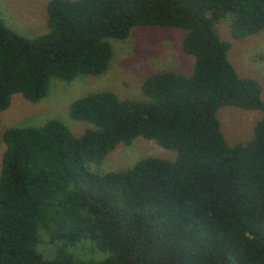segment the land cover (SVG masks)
Listing matches in <instances>:
<instances>
[{
	"label": "trees",
	"instance_id": "1",
	"mask_svg": "<svg viewBox=\"0 0 264 264\" xmlns=\"http://www.w3.org/2000/svg\"><path fill=\"white\" fill-rule=\"evenodd\" d=\"M47 31L28 36L0 14V111L15 94L37 102L51 79L107 71L113 39L136 26L186 31L190 73L161 70L145 98L113 91L76 98L62 120L1 133L0 264H264V117L230 144L217 112H264L263 84L241 75L216 23L264 30V0H49ZM143 136L177 152L97 173L120 143Z\"/></svg>",
	"mask_w": 264,
	"mask_h": 264
},
{
	"label": "rangeland",
	"instance_id": "2",
	"mask_svg": "<svg viewBox=\"0 0 264 264\" xmlns=\"http://www.w3.org/2000/svg\"><path fill=\"white\" fill-rule=\"evenodd\" d=\"M49 0H0V14L6 23L21 33L34 36L47 31ZM229 18L216 23L220 37L229 44V58L243 76L258 78L264 88V30L246 38H236L231 32ZM184 30L159 26H136L124 40L113 39L114 56L106 72L80 75L72 81L53 77L48 94L37 102L15 94L6 110L0 111V165L5 143L1 133L12 126L40 125L51 118L64 121L79 135L92 126L70 115L73 100L91 92L113 91L121 98H145L141 86L146 77L161 70L190 73L194 57L183 49ZM264 100V89L262 93ZM221 128L230 144L247 142L254 133L261 110H246L223 106L217 112ZM148 156L175 159L177 152L143 136L130 144L120 143L100 164L89 163L97 173L132 167Z\"/></svg>",
	"mask_w": 264,
	"mask_h": 264
}]
</instances>
